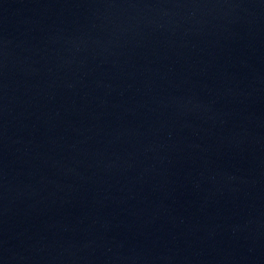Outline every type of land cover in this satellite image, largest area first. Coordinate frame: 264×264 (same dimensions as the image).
Instances as JSON below:
<instances>
[{
	"label": "water",
	"instance_id": "obj_1",
	"mask_svg": "<svg viewBox=\"0 0 264 264\" xmlns=\"http://www.w3.org/2000/svg\"><path fill=\"white\" fill-rule=\"evenodd\" d=\"M0 264H264V0H0Z\"/></svg>",
	"mask_w": 264,
	"mask_h": 264
}]
</instances>
